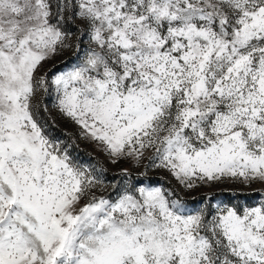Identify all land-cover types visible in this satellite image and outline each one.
I'll list each match as a JSON object with an SVG mask.
<instances>
[{"label": "snow or ice", "instance_id": "snow-or-ice-1", "mask_svg": "<svg viewBox=\"0 0 264 264\" xmlns=\"http://www.w3.org/2000/svg\"><path fill=\"white\" fill-rule=\"evenodd\" d=\"M0 264H264V0H0Z\"/></svg>", "mask_w": 264, "mask_h": 264}, {"label": "rangeland", "instance_id": "rangeland-1", "mask_svg": "<svg viewBox=\"0 0 264 264\" xmlns=\"http://www.w3.org/2000/svg\"><path fill=\"white\" fill-rule=\"evenodd\" d=\"M60 128L63 129L64 131H72V129L70 127L68 128H65V126L63 124L60 125ZM57 136H60L62 134L61 130H57L56 133H55ZM80 149H81V152H80V158L81 159H88V155L87 154H91L92 156H97L98 153L94 150L93 146L90 145V144H87V143H84V142H81L80 143ZM115 169L111 168L110 166V171H114ZM245 196L242 195L241 196V199H244ZM248 199H255V194H251V195H248L247 196Z\"/></svg>", "mask_w": 264, "mask_h": 264}]
</instances>
